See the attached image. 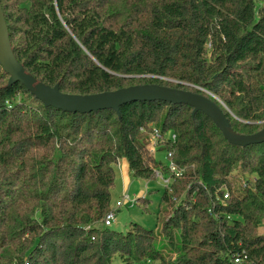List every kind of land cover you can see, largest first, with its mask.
<instances>
[{
	"label": "trees",
	"instance_id": "obj_1",
	"mask_svg": "<svg viewBox=\"0 0 264 264\" xmlns=\"http://www.w3.org/2000/svg\"><path fill=\"white\" fill-rule=\"evenodd\" d=\"M1 3L19 62L62 93L160 85L204 95L240 135L264 129V0ZM8 82L0 64V264H264V143L233 146L185 104L71 114ZM154 129L176 136L160 152L183 177L158 232L113 231L120 161L136 179L170 176L148 152ZM146 198L134 207L151 213Z\"/></svg>",
	"mask_w": 264,
	"mask_h": 264
},
{
	"label": "water",
	"instance_id": "obj_2",
	"mask_svg": "<svg viewBox=\"0 0 264 264\" xmlns=\"http://www.w3.org/2000/svg\"><path fill=\"white\" fill-rule=\"evenodd\" d=\"M0 64L9 76L8 86L16 84L26 88L32 96L46 108L71 114H91L105 110H114L118 114L123 106L135 102L154 100L168 101L173 104H185L194 109L193 116L203 113L209 117L222 132L224 138L233 146L249 147L264 143V129L253 135H240L230 125L223 110L204 95L168 88L160 85H142L106 92L96 95H72L60 91L59 86L51 87L35 78L19 62L11 42L10 30L0 0ZM219 101V100H218ZM220 102V101H219Z\"/></svg>",
	"mask_w": 264,
	"mask_h": 264
},
{
	"label": "rangeland",
	"instance_id": "obj_3",
	"mask_svg": "<svg viewBox=\"0 0 264 264\" xmlns=\"http://www.w3.org/2000/svg\"><path fill=\"white\" fill-rule=\"evenodd\" d=\"M153 131L150 133V144ZM157 159L167 163L164 152L159 153ZM165 189V186L158 180L147 182L134 178L130 172L128 162L126 160L120 161L118 188L113 193V209L117 207L118 202L123 201L124 196L128 195L131 200L147 197L146 199L152 201L150 206L151 213H145L139 205L132 207L130 203L125 204L118 210L116 220L111 229L125 233L134 223H137L147 229L158 232L161 225L158 223L157 215ZM260 232L263 233L264 228H261Z\"/></svg>",
	"mask_w": 264,
	"mask_h": 264
},
{
	"label": "built area",
	"instance_id": "obj_4",
	"mask_svg": "<svg viewBox=\"0 0 264 264\" xmlns=\"http://www.w3.org/2000/svg\"><path fill=\"white\" fill-rule=\"evenodd\" d=\"M172 139L174 142L176 141L175 135H167L163 136L158 129H154L153 131V137L151 138L152 142L151 145L148 148V152L150 155L157 157L160 152L161 147L165 144V142L168 139ZM166 155L167 163L166 166L168 170L170 171V176L167 177L164 175V173L160 170L156 171V180L160 181L166 189L170 188L172 183L179 178L183 177L184 170L179 169L178 166L175 164V162L172 160L173 155L171 153L164 152ZM225 199L229 198V194L227 193L224 196ZM137 199L131 200L128 195L124 196L123 201H120L117 203V207L107 216L105 220V225L107 227H110L113 225V223L116 220V214L118 210H120L125 204L130 203L132 207L136 204ZM240 261L236 260V263L238 264Z\"/></svg>",
	"mask_w": 264,
	"mask_h": 264
}]
</instances>
